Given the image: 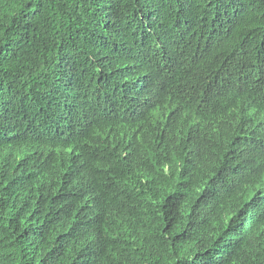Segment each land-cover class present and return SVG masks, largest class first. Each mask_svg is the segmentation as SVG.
<instances>
[{
	"label": "trees",
	"instance_id": "trees-1",
	"mask_svg": "<svg viewBox=\"0 0 264 264\" xmlns=\"http://www.w3.org/2000/svg\"><path fill=\"white\" fill-rule=\"evenodd\" d=\"M0 264H264V0H0Z\"/></svg>",
	"mask_w": 264,
	"mask_h": 264
},
{
	"label": "clouds",
	"instance_id": "clouds-1",
	"mask_svg": "<svg viewBox=\"0 0 264 264\" xmlns=\"http://www.w3.org/2000/svg\"><path fill=\"white\" fill-rule=\"evenodd\" d=\"M127 131L131 130L128 128ZM88 151V147L86 146L84 141L74 145L68 150L66 154V166L71 173L76 174L77 172H82V168L87 170L85 162Z\"/></svg>",
	"mask_w": 264,
	"mask_h": 264
}]
</instances>
